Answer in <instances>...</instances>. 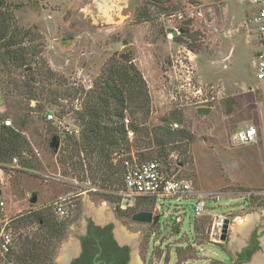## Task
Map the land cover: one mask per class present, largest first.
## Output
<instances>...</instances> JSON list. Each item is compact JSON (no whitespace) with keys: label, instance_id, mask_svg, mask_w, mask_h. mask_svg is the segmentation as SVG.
Instances as JSON below:
<instances>
[{"label":"rangeland","instance_id":"rangeland-1","mask_svg":"<svg viewBox=\"0 0 264 264\" xmlns=\"http://www.w3.org/2000/svg\"><path fill=\"white\" fill-rule=\"evenodd\" d=\"M0 1L15 24L28 31L24 44L41 51L31 67L44 62L56 74L47 86L54 94L52 103L37 96L29 104L0 75V120L9 119L18 128L26 113L21 133L30 148L21 152L23 161L16 156L21 169L4 163L6 170L0 173L5 202L0 227L10 231L14 249L19 233L35 230H16L14 220L40 208L53 212L54 203L62 200L64 207H75L67 220L54 215L68 224L53 252L54 264H63L76 251V236L86 220L111 223L116 237L130 247V264H233L252 233L259 247L250 259L261 256L254 264H264V80L255 77L259 41L255 25L248 22L260 5L249 0ZM125 53L149 96L145 120L142 113L126 115L133 138L125 154L141 161L157 158L169 177L189 181L193 192L211 194L199 218L193 216V195L155 198L157 212L154 207L150 212L159 215L156 224L119 216L112 190L121 184L110 186L100 174L93 178L86 165L82 172L66 159V143L80 135L75 113L82 110L85 92L111 57ZM21 73L10 77L21 83ZM19 102L22 111L14 108ZM200 108L210 111L201 115ZM48 110L56 121L46 120ZM172 123L183 137L157 146L151 130ZM249 125L259 129L257 143L232 144L233 133ZM132 127L146 129L148 137ZM52 138H58L54 151ZM121 154L116 151L113 157ZM32 196L35 203H30ZM177 215L182 221L175 232ZM216 215L230 221L225 242L210 237Z\"/></svg>","mask_w":264,"mask_h":264},{"label":"trees","instance_id":"trees-1","mask_svg":"<svg viewBox=\"0 0 264 264\" xmlns=\"http://www.w3.org/2000/svg\"><path fill=\"white\" fill-rule=\"evenodd\" d=\"M26 35L28 31L15 24L9 12L4 9L3 2L0 1V75L5 76L6 83L19 91L20 95L26 96L28 104L37 96L44 102L52 103L53 92L47 86L51 84L56 74L44 65V62L43 65L31 67L30 64L41 54V51L36 45L24 44ZM104 65L92 87L85 92L82 110L75 113L80 126L79 138L69 139L65 149L66 159L71 161L73 166L76 165L84 172L86 165L93 178H97V174H100L103 176L102 181L108 182L111 186L116 181L122 184L123 174L121 159L116 160L113 154L121 150L123 152L121 155H125L129 150L123 120L128 113L131 116L142 113L145 120L149 114V96L146 83L140 71L129 59L128 53L114 55ZM17 71L22 72L21 83L20 80L10 77ZM77 93L75 91L74 96ZM14 108L17 111L25 109L22 102L17 103ZM26 115L23 113L18 128L5 126L2 121L6 118L0 120V169L3 172L6 170L4 163H10L16 156L23 161L21 152L30 151L29 144L21 133L27 125ZM132 129L144 138L149 135L146 129H137V127ZM175 131L176 129L171 127L156 126L151 130L152 140L159 147L173 143L183 137L182 131ZM50 144L51 142L49 146ZM51 149L54 151L55 147ZM73 158L76 160L73 161ZM85 160L89 162L85 164ZM91 162H94V165H91ZM118 190L113 189L112 194L117 196L120 202V197L116 194ZM119 202L117 207L119 216H130L131 219V216L137 212H150V207L155 205V198L139 199L126 208L121 207ZM54 215L51 209L40 208L14 220L16 230L23 228L27 231L29 227H35L34 231H29L30 235L18 234V247L11 253L16 264H54L53 252L56 244L64 238L68 225L66 221H60ZM98 238L102 246V236ZM257 249L255 242L254 249L236 254L233 264H239L243 259L248 260ZM112 250L116 253L115 257L109 255L110 251L101 252L97 246L94 247L93 252L101 253L100 257L105 256L106 262L113 259L115 264L127 263L128 247L113 246ZM84 261L85 264H90L89 257H85Z\"/></svg>","mask_w":264,"mask_h":264},{"label":"built area","instance_id":"built-area-1","mask_svg":"<svg viewBox=\"0 0 264 264\" xmlns=\"http://www.w3.org/2000/svg\"><path fill=\"white\" fill-rule=\"evenodd\" d=\"M250 3L260 5L258 12L248 20L249 23L255 25L259 48L255 53V61L253 62L255 77L257 80H264V0H249ZM45 117L47 121H56L57 118L52 111H46ZM5 126L11 127V121L5 119L2 121ZM62 126V124L59 122ZM123 124L126 131L127 140L131 141L133 133L129 131V120L125 117ZM171 129H177L178 124L172 123ZM69 133L67 128L64 127ZM77 133V132H75ZM259 129L254 125L245 126L236 130L231 136L232 144L236 146H245L256 144L259 137ZM121 159L123 168L122 184L116 194L120 197V205L132 206L139 199L147 198H176L182 195H193L192 212L194 218L202 216L206 208L205 202L212 198L211 194L202 192H193L191 184L186 180H178L175 177H169L162 163L157 158L150 160H139L133 153L118 156ZM116 161V160H115ZM10 167L21 169L18 165V159L13 157L9 163ZM0 173H3L0 169ZM0 177V182H2ZM62 201V200H60ZM55 202L53 207L54 214L59 219H68L72 216L75 207L74 203H68L65 207L61 202ZM5 206V202L0 199V211ZM123 207V206H122ZM156 207V208H155ZM154 213L156 214L157 206L154 205ZM226 218L223 215H216L211 225L210 237H220L223 222ZM182 219L179 215L175 217L174 225H180ZM13 247V238L9 230L5 227L0 229V264H16L11 259Z\"/></svg>","mask_w":264,"mask_h":264},{"label":"flooded vegetation","instance_id":"flooded-vegetation-1","mask_svg":"<svg viewBox=\"0 0 264 264\" xmlns=\"http://www.w3.org/2000/svg\"><path fill=\"white\" fill-rule=\"evenodd\" d=\"M111 223L106 224H95L92 220H86L83 232L76 236L77 248L76 251L69 257L63 260V264H85V257L90 258V264H115L113 259L106 262L105 256L100 257L101 253L93 252L94 247L97 246L100 248V251H110V256L115 257L116 253L113 252L112 247H128V260L126 264H130V247L127 244L120 245L117 241V237L113 232ZM98 236H102L103 245H100V240ZM106 239V240H104ZM94 241V243H93ZM122 241V240H120ZM255 242L257 247H259V241L254 233L250 234L247 241V245L237 254H240L246 250L254 249ZM255 252V251H254ZM253 254V253H252ZM236 259V258H235ZM250 259V257H249ZM248 260H241L239 264H246Z\"/></svg>","mask_w":264,"mask_h":264},{"label":"water","instance_id":"water-1","mask_svg":"<svg viewBox=\"0 0 264 264\" xmlns=\"http://www.w3.org/2000/svg\"><path fill=\"white\" fill-rule=\"evenodd\" d=\"M125 51H126V49H124L122 52L124 53ZM209 111H210L209 108H200L197 110V113H199L201 115H207ZM50 146L51 147L54 146L55 148L57 147L56 138L51 139ZM35 201H36L35 196H32L30 198V203H35ZM158 219H159V215H153V213L146 212V211H140V212H137L131 216V221L138 222V223H145V224H149V223L156 224ZM229 223H230V221L228 219H225L223 222L221 234L219 237V240L221 242H225L227 239L228 230H229ZM173 230L176 232L178 230V225H174ZM117 241L120 245H122V241H120L118 238H117ZM258 258H261V256L256 255L255 258L252 257L250 259L249 264H254Z\"/></svg>","mask_w":264,"mask_h":264},{"label":"crops","instance_id":"crops-1","mask_svg":"<svg viewBox=\"0 0 264 264\" xmlns=\"http://www.w3.org/2000/svg\"><path fill=\"white\" fill-rule=\"evenodd\" d=\"M243 248H244V247H242V249H243ZM242 249H241V250H242ZM241 250H240V251H241ZM240 251L238 250V251L236 252V254L239 253ZM236 254H235V258H236ZM235 258H234V260H235ZM234 260H233V262H234Z\"/></svg>","mask_w":264,"mask_h":264}]
</instances>
